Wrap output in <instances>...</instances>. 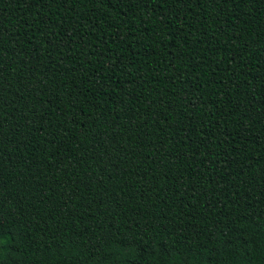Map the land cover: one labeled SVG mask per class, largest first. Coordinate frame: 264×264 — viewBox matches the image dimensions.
Wrapping results in <instances>:
<instances>
[{
  "label": "trees",
  "instance_id": "1",
  "mask_svg": "<svg viewBox=\"0 0 264 264\" xmlns=\"http://www.w3.org/2000/svg\"><path fill=\"white\" fill-rule=\"evenodd\" d=\"M0 264H264V0H0Z\"/></svg>",
  "mask_w": 264,
  "mask_h": 264
}]
</instances>
